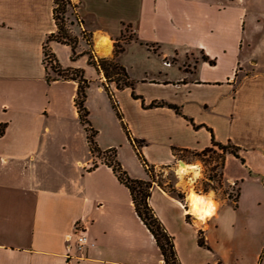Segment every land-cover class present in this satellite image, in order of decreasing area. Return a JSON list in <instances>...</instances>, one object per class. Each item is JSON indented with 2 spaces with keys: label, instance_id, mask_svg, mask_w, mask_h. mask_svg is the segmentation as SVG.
I'll use <instances>...</instances> for the list:
<instances>
[{
  "label": "crops",
  "instance_id": "obj_1",
  "mask_svg": "<svg viewBox=\"0 0 264 264\" xmlns=\"http://www.w3.org/2000/svg\"><path fill=\"white\" fill-rule=\"evenodd\" d=\"M71 2L75 58L71 46L48 43L57 32L54 0H0V264H164L130 191L91 153L75 105L78 83L58 79L44 63L47 45L63 69L84 70L104 95L108 83L89 64L88 52L113 58L126 25L134 38L172 62L136 81L146 87L137 91L143 106L135 110L145 116L136 128L148 166L170 169L174 151L202 152L212 138L240 148V158L225 156L222 195H206L215 203L206 223L191 206L187 210L188 200L153 184L149 204L173 236L181 263L264 264V45L244 63L242 55L251 49L244 37L246 1ZM48 74L57 80L48 83ZM163 102L180 114L149 107ZM97 144L103 152L116 150ZM116 153L132 178L150 180L140 160L144 172L137 173ZM192 166L201 173L199 162ZM232 181L239 187L235 202L225 193ZM12 192L18 197L12 199ZM77 224L89 238L81 253Z\"/></svg>",
  "mask_w": 264,
  "mask_h": 264
},
{
  "label": "rangeland",
  "instance_id": "obj_2",
  "mask_svg": "<svg viewBox=\"0 0 264 264\" xmlns=\"http://www.w3.org/2000/svg\"><path fill=\"white\" fill-rule=\"evenodd\" d=\"M245 1L248 5L247 8H249L250 20L244 37L246 46L248 43L251 44L250 52L248 53V51H245L246 53L242 55L244 57L242 60L246 64L250 54L253 55V53L257 51L259 53L260 50L257 49L258 46L261 43L264 45V0ZM124 43L127 44L118 62L126 68L130 78L135 82L146 75L150 77L151 71L157 74L158 72L165 71L168 69L167 67L172 65L171 60L163 61L162 57H159L158 54L154 52L156 49L155 47L151 45L146 46V44L138 40V38H134L132 30L128 28V25L124 26L120 45L123 46ZM45 66L48 68L49 73L53 72L51 67L47 66L46 63ZM189 67H192V63L189 64ZM240 67H242V65H240ZM84 75L87 74L84 73ZM88 81L90 84L87 89V109L91 116L90 123L93 129L99 133L97 139L99 145H101L102 148L112 145L118 151L119 158L131 167L133 171L139 173L141 170L140 168H142L144 172L138 153L144 157V153L139 151V149H141L139 146L145 143H141V140L138 138L139 134L136 124L137 122L140 123L145 120V116L141 114V112H136L135 106L141 108L142 97L137 94V91L140 89L146 90V87L141 86V84L137 82L134 85V89L118 90L109 85V92L113 96L114 101L118 104L122 118V120H120L113 108L109 93L106 91L104 95H100L97 89V83L93 80ZM214 150L216 152L212 151L204 156H196L194 152L174 151L176 163L171 166L170 169L158 171L153 169L152 175L155 183L182 202L189 200L188 197L191 193H196L204 197L210 194L212 199L213 197L216 198V195L219 197V195H222L221 189L223 187L222 165H220L221 160L218 157L220 151L216 148ZM181 162L186 165L199 162L201 173L196 174V171L182 173L180 170L182 167L180 164ZM226 192L235 202L239 194L238 184L236 187L229 186V188L225 189V193ZM214 193H216V195ZM18 194L17 192H12L9 195L12 199H15L16 196L18 197ZM178 194H180L182 198H179ZM189 208L190 205L187 210H189Z\"/></svg>",
  "mask_w": 264,
  "mask_h": 264
},
{
  "label": "trees",
  "instance_id": "obj_3",
  "mask_svg": "<svg viewBox=\"0 0 264 264\" xmlns=\"http://www.w3.org/2000/svg\"><path fill=\"white\" fill-rule=\"evenodd\" d=\"M54 3V20L57 26V32L56 34H52L51 36H49L48 43L51 41H56L58 43L71 46L73 50L72 58H75V49L78 45V37L73 34L70 28L73 23V20H71L70 18L74 14L72 2L71 0H54ZM83 37L86 39L87 43L91 45L90 36L83 34ZM120 43L121 40L115 42L114 57L111 59L95 58L91 51L88 52V56L89 64L96 67L98 71L103 72L108 83V85L105 86V89L109 93L114 110L116 111L119 119L122 120L118 104L116 101H114L113 96L109 92V84L114 83L116 85V89L121 90L125 88L134 89L135 82L130 78L126 68L122 66L117 60L119 55L124 52L125 45L127 44L124 43L123 46H121ZM204 59L207 60V58ZM44 63H46L47 66L51 67L52 71L58 75V79L73 80L78 83V91L77 97L75 99V105L78 110L80 122L87 132V139L91 153L99 157L102 160L103 164H106L108 167H110L119 182L126 186V188H128V190L130 191L135 211L142 223L153 236L155 243L162 254L164 264H182L176 251L173 236L168 233V231L166 230L162 222L158 219V217L155 215L154 210L149 204L151 190L153 184L155 183L154 177L152 175L153 168L148 166L145 158L140 153H138V156L142 164L144 165L146 172L150 177V180L146 181L134 179L128 174V172L122 167L121 163L118 161L116 150H107L104 152L101 151L96 142L97 131L93 129L90 123L89 111L86 107L87 89L89 87L90 82L85 78L84 71L81 69L72 68L63 69L57 62L53 53L48 49L47 45L44 47ZM210 63L214 64L215 62L210 61ZM54 80H57V78H52L48 74V83H51ZM157 106H167L171 109H174L176 113L180 114V109L177 106L166 104L164 102L153 103L149 107ZM215 148L221 152L218 157L221 160L220 165H222V169L224 167L225 156L227 154H231L236 158H240L239 147L233 145L231 142H228L225 145L217 143L214 141V138H212L211 147L205 149L202 152L194 153L196 156H204L209 152H216L214 150ZM97 166L98 164L95 163L92 169L96 168ZM178 197L182 198L180 194H178ZM199 244L200 246H205V242L204 239L201 237V233L199 237Z\"/></svg>",
  "mask_w": 264,
  "mask_h": 264
},
{
  "label": "bare ground",
  "instance_id": "obj_4",
  "mask_svg": "<svg viewBox=\"0 0 264 264\" xmlns=\"http://www.w3.org/2000/svg\"><path fill=\"white\" fill-rule=\"evenodd\" d=\"M181 166L182 167L180 170L182 173L196 171V167L192 165L183 164ZM193 197L196 198L197 201L196 203H193V199H192ZM188 198H189L188 201L190 202L192 214H194L195 217L202 223H206L208 218L215 209V203L213 202V200L211 198H206L196 193H191Z\"/></svg>",
  "mask_w": 264,
  "mask_h": 264
},
{
  "label": "built area",
  "instance_id": "obj_5",
  "mask_svg": "<svg viewBox=\"0 0 264 264\" xmlns=\"http://www.w3.org/2000/svg\"><path fill=\"white\" fill-rule=\"evenodd\" d=\"M73 6V4H72ZM73 9L75 10V7L73 6ZM221 153V152H220ZM230 187H236V182H230ZM75 236H76V248L78 253L83 252L88 246H89V238L87 236V230L86 228L81 225L77 224L75 226Z\"/></svg>",
  "mask_w": 264,
  "mask_h": 264
},
{
  "label": "clouds",
  "instance_id": "obj_6",
  "mask_svg": "<svg viewBox=\"0 0 264 264\" xmlns=\"http://www.w3.org/2000/svg\"><path fill=\"white\" fill-rule=\"evenodd\" d=\"M192 199H193V203H196L197 202L195 197H193Z\"/></svg>",
  "mask_w": 264,
  "mask_h": 264
},
{
  "label": "water",
  "instance_id": "obj_7",
  "mask_svg": "<svg viewBox=\"0 0 264 264\" xmlns=\"http://www.w3.org/2000/svg\"><path fill=\"white\" fill-rule=\"evenodd\" d=\"M180 164H181V165H183L184 163H183V162H181Z\"/></svg>",
  "mask_w": 264,
  "mask_h": 264
}]
</instances>
